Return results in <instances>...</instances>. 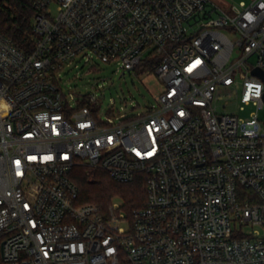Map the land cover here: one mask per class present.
<instances>
[{"label": "built area", "instance_id": "1", "mask_svg": "<svg viewBox=\"0 0 264 264\" xmlns=\"http://www.w3.org/2000/svg\"><path fill=\"white\" fill-rule=\"evenodd\" d=\"M30 1L31 49L0 31V264H264V0L215 17L208 0ZM100 64L154 73L157 103L101 115L94 85L70 86ZM77 167L144 175V207L78 204Z\"/></svg>", "mask_w": 264, "mask_h": 264}, {"label": "trees", "instance_id": "2", "mask_svg": "<svg viewBox=\"0 0 264 264\" xmlns=\"http://www.w3.org/2000/svg\"><path fill=\"white\" fill-rule=\"evenodd\" d=\"M36 11L30 0H0V31L20 49L30 50L31 22ZM145 66V64H144ZM72 179L79 188L78 204H97L103 210L111 205L113 196H121L123 208L128 214L144 207L146 202V179L138 175L128 184L115 182L105 171L95 172V180L89 181L87 169L77 167ZM101 189L98 191V189Z\"/></svg>", "mask_w": 264, "mask_h": 264}, {"label": "rangeland", "instance_id": "3", "mask_svg": "<svg viewBox=\"0 0 264 264\" xmlns=\"http://www.w3.org/2000/svg\"><path fill=\"white\" fill-rule=\"evenodd\" d=\"M254 0H208V10L215 9L214 17L222 11L232 13L233 7H240L241 3L250 4ZM254 61V59L252 60ZM102 69L96 77L88 76L82 79H71V85L77 93L80 91H90L92 85L94 90L97 91L102 99L101 115L106 116L108 106H111V100L115 101L114 108L122 109V112L127 115H137L138 112L145 110L152 104L157 103L159 94L162 92L164 85L157 78L154 73L148 75L145 74V67H139L132 72H126L123 76V72L116 73V68L112 65L100 64ZM104 77L107 80L105 89H99L97 86V79ZM97 78V79H96ZM90 80V81H89ZM100 83V82H99ZM102 83V82H101ZM86 87H88L86 89ZM126 99V101H124ZM139 105V107L137 106ZM256 112L254 106H246L243 110L239 108L236 110V114L243 120H247L251 117L252 113ZM261 119L264 118V109L260 111ZM89 175V181L95 180V173ZM101 189L99 188L98 191ZM111 204H117L123 207L124 201L121 196H113L110 200Z\"/></svg>", "mask_w": 264, "mask_h": 264}, {"label": "water", "instance_id": "4", "mask_svg": "<svg viewBox=\"0 0 264 264\" xmlns=\"http://www.w3.org/2000/svg\"><path fill=\"white\" fill-rule=\"evenodd\" d=\"M254 75L260 77L264 81V71L261 69L257 68L253 71Z\"/></svg>", "mask_w": 264, "mask_h": 264}]
</instances>
